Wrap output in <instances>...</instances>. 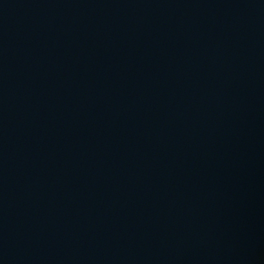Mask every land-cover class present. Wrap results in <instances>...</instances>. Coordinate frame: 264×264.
<instances>
[{"label":"water","instance_id":"water-1","mask_svg":"<svg viewBox=\"0 0 264 264\" xmlns=\"http://www.w3.org/2000/svg\"><path fill=\"white\" fill-rule=\"evenodd\" d=\"M0 264H264V0H0Z\"/></svg>","mask_w":264,"mask_h":264}]
</instances>
